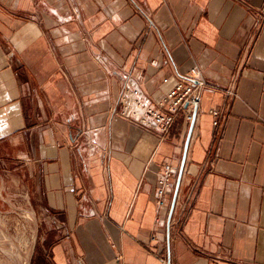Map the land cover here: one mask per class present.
Masks as SVG:
<instances>
[{
    "label": "crops",
    "instance_id": "0c3cea01",
    "mask_svg": "<svg viewBox=\"0 0 264 264\" xmlns=\"http://www.w3.org/2000/svg\"><path fill=\"white\" fill-rule=\"evenodd\" d=\"M193 68L194 122L122 117L131 80L157 102ZM0 166L34 264H264V0H0Z\"/></svg>",
    "mask_w": 264,
    "mask_h": 264
},
{
    "label": "built area",
    "instance_id": "2783aa9c",
    "mask_svg": "<svg viewBox=\"0 0 264 264\" xmlns=\"http://www.w3.org/2000/svg\"><path fill=\"white\" fill-rule=\"evenodd\" d=\"M216 88L217 86L208 82L200 69L193 68L188 73L179 74L175 87L161 100L152 102L143 95L141 83L131 80L121 98V115L165 139L178 115L185 112L187 121L193 122L195 114L199 112L203 93ZM227 93L231 97L236 96L232 89L227 90ZM210 113L214 116L215 128L223 133L226 116L217 109H212ZM175 176L176 169L171 164H164L159 172L157 186V203L161 208L166 206L167 198L174 187Z\"/></svg>",
    "mask_w": 264,
    "mask_h": 264
},
{
    "label": "rangeland",
    "instance_id": "374dc122",
    "mask_svg": "<svg viewBox=\"0 0 264 264\" xmlns=\"http://www.w3.org/2000/svg\"><path fill=\"white\" fill-rule=\"evenodd\" d=\"M6 186L4 197L0 193V263L34 264L38 240L36 214L31 210L25 191L13 197L12 177L7 178Z\"/></svg>",
    "mask_w": 264,
    "mask_h": 264
},
{
    "label": "water",
    "instance_id": "95a60500",
    "mask_svg": "<svg viewBox=\"0 0 264 264\" xmlns=\"http://www.w3.org/2000/svg\"><path fill=\"white\" fill-rule=\"evenodd\" d=\"M195 120H196V114H195L194 121H195ZM194 121H193V122H194ZM191 136H192V133L190 134V137H189V139H188V144L190 143ZM183 171H184V167H183V169H182L181 172H183ZM0 264H2V263H0Z\"/></svg>",
    "mask_w": 264,
    "mask_h": 264
},
{
    "label": "bare ground",
    "instance_id": "6f19581e",
    "mask_svg": "<svg viewBox=\"0 0 264 264\" xmlns=\"http://www.w3.org/2000/svg\"><path fill=\"white\" fill-rule=\"evenodd\" d=\"M30 217V216H29ZM10 251V250H9ZM12 258V257H11ZM23 262H26V261H23ZM28 262V261H27Z\"/></svg>",
    "mask_w": 264,
    "mask_h": 264
}]
</instances>
